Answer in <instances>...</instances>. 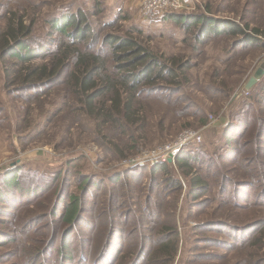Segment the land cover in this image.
<instances>
[{
  "label": "rangeland",
  "instance_id": "374dc122",
  "mask_svg": "<svg viewBox=\"0 0 264 264\" xmlns=\"http://www.w3.org/2000/svg\"><path fill=\"white\" fill-rule=\"evenodd\" d=\"M183 2L187 10L178 15L183 20L176 23L166 16L143 20L140 0H0V16H4L5 8H11L18 16H25L26 23L34 19L33 42L47 49L52 50L53 43L59 38L56 34L50 35L53 22L65 14L78 16L84 21L82 26L86 29L88 26L87 45L92 39L103 40L107 36L132 38L155 55L177 58L187 66V82L180 86V93H175L176 99L166 102L158 98L165 91H157L153 93L154 97L144 102L142 114L147 125L138 128L134 137L119 133L111 135L107 128L97 132L93 121L80 111V104L66 103V93L33 101L29 105L28 116H21L19 120L16 112L22 111L23 105L14 104L1 92L0 110L3 108L5 112L0 113V119L7 116L3 125L5 121L9 125L0 129V175L20 169L19 184L22 188L46 185L50 179H57L54 191H44L38 196L36 202L43 207L28 209L31 210V217L48 214L61 184L67 187V195L78 196L89 183H102L111 195L115 194L112 206L118 214H125L131 207L142 212L140 208L150 205L156 214L151 219L153 226L160 227L164 223L176 230L179 245L172 264H235L238 259L232 258L233 252L218 247L223 246V242L214 243L224 240L228 246H238L251 225L260 218L254 210L241 213L232 206L253 202L264 205V193L260 194L264 191V126L255 130L253 124L256 123L251 120L257 116L255 102L259 101L264 106V76L251 89L244 88L256 71L264 66V50L235 45V38L222 34L211 36L205 43L199 44L196 38L200 25L193 21L204 16L246 22L252 28L264 30V0ZM100 45H96V49ZM248 106H252V110ZM259 123H264V113ZM242 125L246 126L244 138L237 136L238 126ZM15 126H20L17 131ZM260 130L263 131L262 136L258 135ZM228 132L230 134L226 135ZM250 135L257 141L258 148L259 144L263 148L259 149L263 156L258 159L260 170L254 169L252 159H247V165L241 169L233 165V157L242 152ZM180 136L186 137V144L174 158L166 156L165 148L178 141ZM240 140L242 143L238 145ZM183 148L190 155L193 152L201 154L196 155L203 168L196 167L206 174L212 189L202 199H199L201 196L185 197L188 182L182 172L174 168L175 158ZM253 148L254 145H250L249 152L254 151ZM139 155L141 167L135 170L136 167L124 165V161ZM122 156L129 158L121 160ZM161 163L167 164L166 169H154L155 174H151L152 166ZM122 172H134L131 173L134 174V181L128 179L130 186L122 187L119 183L113 185L109 182L114 174ZM152 176L156 181L154 186ZM86 178L90 180L88 184L82 181ZM170 179L183 183L181 193L172 188V184L169 185ZM104 192L93 191L88 199L91 208L95 209L92 220L96 225L97 212H103L102 207L106 206ZM193 202L202 206L207 202L210 208L200 214L196 208H191ZM220 203L230 207L225 210ZM22 209L23 206H20L17 213ZM240 214L243 216L240 217ZM107 218L109 221L105 223L103 219ZM5 219L0 230L7 231L11 218L7 215L0 217V220ZM49 221L45 217L41 228L48 226ZM111 222L121 227L119 218L112 216L100 219L99 225L108 226ZM152 223L139 218L134 234L138 236L144 224ZM87 230L88 227L82 225L69 237L71 252H79L78 241L87 236ZM11 249L10 245L0 247V264H22L20 260L8 259ZM244 252L251 250L242 254ZM217 254L226 257L221 258ZM263 254L264 248L257 256L264 257ZM204 256L210 259L200 260ZM255 260L250 264H264Z\"/></svg>",
  "mask_w": 264,
  "mask_h": 264
},
{
  "label": "trees",
  "instance_id": "16d2710c",
  "mask_svg": "<svg viewBox=\"0 0 264 264\" xmlns=\"http://www.w3.org/2000/svg\"><path fill=\"white\" fill-rule=\"evenodd\" d=\"M4 11V16H0V81L2 82L0 93L4 92L14 104L23 105L22 111L16 112L19 120L21 116H28L29 105L33 101L66 93V103L72 101L80 104V111L93 121L97 132H103L107 128L111 135L119 133L134 137L138 128L147 125L142 114L144 102L149 97H154L153 93L157 91H165V94H161L158 98L166 102L176 99L175 93H180L182 90L180 86L187 82V66L180 63V60L157 56L132 38L107 36L103 40L92 39L87 45L85 42L88 39V26L87 29L86 26L83 27L84 21L78 16L63 14L60 19L53 22V32H50V35L56 34L59 38L50 50L42 47L40 43L33 42L34 19L26 23L27 18L18 16L11 8H5ZM178 15L169 14L166 17L177 23L183 20ZM193 23L200 25L199 35L196 38L199 44L205 43L211 36L222 34L235 38V45L264 50V30L252 28L249 23L217 20L204 16L194 19ZM98 44L101 45L96 49ZM255 104L257 107L254 110L257 116L251 120L256 123L253 124V128L259 130L264 126V123H259L261 114L264 113V106L259 101ZM248 108L252 110V106ZM4 112L2 108L0 113ZM6 118L8 117L4 116L0 119V129H5L9 125L6 121L3 125ZM19 127L15 126V131ZM238 127L240 130L237 136L242 135L244 138L246 126ZM251 129L252 126L249 132ZM229 132L226 135L231 133ZM262 134L263 131L260 130L258 135L262 136ZM237 143L241 145L242 140ZM250 145H254L252 152L248 150ZM257 145L253 135L247 137L242 152L233 157V165L241 169L247 165V159H252L251 162L255 163L254 169L260 170L258 159L263 156L260 155L259 149L263 148L261 144L259 148ZM183 149L175 158L174 168L182 172L183 178L188 182L185 197L188 199L201 196L199 199H202L212 189L206 180V174L198 170V167L203 168L197 157L201 154L193 152L190 155L186 148ZM111 152L113 153V149ZM127 158L129 156H122L121 160ZM139 167L141 165L134 168L136 170ZM166 167L167 164L164 163L156 164L152 166L150 172L155 174L154 169L161 171ZM20 172V169H14L8 174L0 175V217L7 215V218H11L7 224L8 230H0V247L12 246V253L8 254V259L20 260L22 264H172L179 245L177 232L168 224L153 226L151 219L156 214L150 205L140 208L142 212L131 207L125 211V214H118L112 206L115 194L111 195L110 191L102 187V183L90 184V180L86 178L82 181L89 185L80 191L78 196L67 195V187L61 184L55 203L48 214L31 217L29 216L31 210L28 209H32L33 206L43 207L40 202H36L37 198L44 194V191H54L57 179H50L46 185L22 188L19 184ZM214 172L219 171L214 170ZM131 173L134 172L114 174L109 182L128 187L130 186L128 179L134 181L132 179L134 174ZM152 182L154 186L156 181L153 176ZM170 184L178 193L182 192L183 183L170 179ZM93 191L99 193L105 191L103 194L106 197V206L102 207L103 212H97L95 216L98 225L93 223L95 209L91 208L88 202ZM220 193L221 191L218 194ZM262 193L264 191L260 192ZM65 200H67L66 204ZM196 203L193 202L194 206L191 208H196L200 214L210 208L207 202L203 206ZM219 205L225 210L230 207L223 203ZM20 206H23V209L17 213ZM232 208L241 213L254 210L260 218L251 225L246 237L238 246H228L224 240L214 244L223 242V246L218 247L223 251L233 252L232 258L238 259L235 264H250L264 248V210L261 209L264 205L253 202L250 205H234ZM89 215H92V218H88ZM109 216L118 217L121 227L113 222L108 226L99 225L100 219ZM239 216L242 217L243 214ZM45 217L50 221L48 226L41 228L40 224ZM139 218L149 221L152 225L144 224L141 227L142 234L140 232L136 236L134 231L137 229ZM107 219L103 221L107 223L109 218ZM3 221L6 219L0 220V225L5 224ZM158 222L159 220L156 223ZM82 225L88 227L87 236L79 239V252H71L69 237H72L75 229ZM145 231L147 234H143ZM245 250L251 252L242 254ZM217 255L221 258L226 257L222 254ZM205 259L210 258L207 256L200 258V260ZM255 261L262 263L264 257L257 256Z\"/></svg>",
  "mask_w": 264,
  "mask_h": 264
},
{
  "label": "built area",
  "instance_id": "2783aa9c",
  "mask_svg": "<svg viewBox=\"0 0 264 264\" xmlns=\"http://www.w3.org/2000/svg\"><path fill=\"white\" fill-rule=\"evenodd\" d=\"M140 14L143 20H152L169 14L185 13L187 7L183 0H140ZM186 137L180 136V139L174 144L165 148L166 156L174 158L179 149L186 144ZM138 157V158H137ZM135 158L127 159L124 165L131 168L140 165L141 155Z\"/></svg>",
  "mask_w": 264,
  "mask_h": 264
},
{
  "label": "water",
  "instance_id": "95a60500",
  "mask_svg": "<svg viewBox=\"0 0 264 264\" xmlns=\"http://www.w3.org/2000/svg\"><path fill=\"white\" fill-rule=\"evenodd\" d=\"M264 76V66L256 71V73L249 79L247 84L245 85V89L249 90ZM171 162V159H168Z\"/></svg>",
  "mask_w": 264,
  "mask_h": 264
}]
</instances>
